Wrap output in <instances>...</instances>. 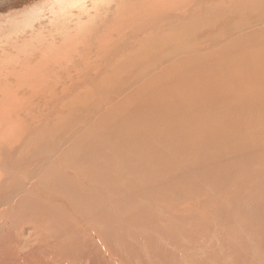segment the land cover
Here are the masks:
<instances>
[{
  "label": "bare ground",
  "instance_id": "obj_1",
  "mask_svg": "<svg viewBox=\"0 0 264 264\" xmlns=\"http://www.w3.org/2000/svg\"><path fill=\"white\" fill-rule=\"evenodd\" d=\"M263 111L264 0H29L0 12V264H87L100 242L149 264L176 251L170 225L182 233L167 206L199 190L216 199L211 187H241L246 211H220L212 231L196 219L201 236L249 241L263 260Z\"/></svg>",
  "mask_w": 264,
  "mask_h": 264
},
{
  "label": "rangeland",
  "instance_id": "obj_2",
  "mask_svg": "<svg viewBox=\"0 0 264 264\" xmlns=\"http://www.w3.org/2000/svg\"><path fill=\"white\" fill-rule=\"evenodd\" d=\"M262 115L264 116V111H263V113H262ZM252 119L256 122V123H259L260 122V119H259V115L257 114V113H253L252 114ZM262 127H264V124L261 126V128ZM262 140H264V131L262 132V133H260L259 134V137L255 140V142L253 143V144H255V145H258V146H260L261 147V141ZM255 169H259V167L257 166V167H253V170H255ZM258 178H259V174L258 175H255V176H253V177H251L250 179H251V184H253V185H257V184H259L260 182H259V180H258ZM258 182V183H257ZM261 184V185H260ZM259 184V189H257V187H254V188H256V190H260L259 191V194H260V196L264 193V189H263V187H264V182L263 183H260ZM262 186V187H261ZM212 189H214L215 191H216V194H215V196H216V199H209V198H207L206 200H201L200 199V197L202 196V195H204L205 196V198H206V196L208 195V191H203L202 190V192H200V190H199V192L197 193V194H195L194 195V200H190L188 203H184L183 205H181V206H179V208H176V207H174V205L172 204V205H170V206H167V208H166V211H165V216H166V219L167 220H178L179 221V223H181V222H185V223H181L180 224V233L181 234H177V235H179V236H177V235H175L174 233H176L177 231H176V227H177V223L176 222H174V224H172V225H170L169 226V228H168V232H170V234L169 233H167L168 234V236H167V238H169L168 240H169V242H170V239H171V242H175V244L177 245V246H175V248H176V251H178V254L176 253V251H174V253H173V251H172V246H169V247H166L165 249H163V248H159L158 249V251L156 252V257L158 258V257H160V258H158V262H159V264H164V260L165 261H167V262H165V264L166 263H168V264H213V262H214V264H264V259L262 260L261 258H257L255 255H252V253H251V251H250V249L248 248L249 247V241H247V242H244V244L243 245H247L246 246V248H244V247H240L239 248V245H228V246H226L227 244H225L224 242H215V241H212L211 240V242H210V240L208 239H206L207 240V242H208V244L210 245V247H209V249L207 248V246H209L206 242H202V241H206L205 240V238H203L202 236H201V234H203V232H204V227H205V231L207 230V229H209L210 231H212L213 229H214V226H215V223H220L221 222V219H222V217H227V218H230L231 217V213H232V209H234V205H235V207H237L239 210H241V212H245L246 211V209L245 208H243V207H241V205H242V203H243V194H242V190L243 189H241V187H231V188H228L227 190H224V191H222L221 190V188L220 189H217V188H215V187H211ZM253 187L251 188V189H254ZM263 189V192H262V189ZM198 189H199V187H198ZM240 191V192H239ZM254 196H256V195H254ZM222 197H224V199H226L225 201L226 202H228V203H230L231 202V204L230 205H228V206H225V205H223L222 204V202H220V200H222ZM212 200H213V203H212ZM234 202V203H233ZM220 209V210H219ZM169 210V211H168ZM213 210V211H212ZM214 210L216 211V213H214ZM212 211V212H211ZM221 211V212H220ZM221 213L222 214V217H219V216H221L220 214H218V213ZM171 213V214H170ZM179 216V217H178ZM178 218V219H177ZM119 219H120V217H119ZM159 219H160V212H159ZM197 219V221L201 224V226H204V227H202L201 228V226H200V224H198L197 225V221H195ZM142 221V220H141ZM141 221H139L138 223H143L144 224V221L143 222H141ZM189 221V222H188ZM189 224H188V223ZM190 222H192V223H195L194 224V226L190 223ZM189 225V226H188ZM187 226L189 227V228H187ZM190 226H193L192 228H195V226H196V230H198V231H196L195 229L193 230ZM186 228V229H183V228ZM198 227V228H197ZM193 230V231H191L190 232V230L191 229ZM183 229V230H182ZM188 229H189V231H188ZM216 229H218V228H216ZM154 231L156 232L157 231V229H153L152 230V233H151V235H150V237H152L153 235H154ZM173 231H176V232H173ZM194 231H196L197 233L198 232H200V233H198V235H194V236H192L193 234H195L194 233ZM173 232V233H172ZM186 232V233H185ZM192 232H193V234H192ZM202 232V233H201ZM190 233V234H189ZM196 233V234H197ZM172 234V235H171ZM192 234V235H191ZM182 236V237H181ZM189 236V238H191V237H193V239H189V238H187ZM195 236H198V238L200 239V238H202V239H200V240H198ZM195 237V238H194ZM154 240H156V238H155V236H153L152 237ZM167 238H166V241H168L167 240ZM241 238V237H240ZM259 238H260V241H261V243L263 244V240H264V230H262L261 232H260V234H259ZM197 240V242H195L196 240ZM158 240H159V238H158ZM174 240V241H173ZM190 242H189V241ZM192 240V241H191ZM195 240V241H194ZM202 240V241H201ZM90 241V240H89ZM194 241V242H193ZM170 242V245H173V243H171ZM178 244H177V243ZM213 242V243H212ZM161 243H162V241H161ZM195 244L196 243V246L194 247V245L193 244ZM197 243L199 244V246H197ZM203 243V244H202ZM246 243V244H245ZM182 244V245H181ZM189 245V246H186V245ZM216 244H217V247H216ZM100 248H99V250L100 251H103L105 254H103V255H100V254H96V253H93V252H91V253H89V258H87V260H86V263L87 264H131L132 262H130V261H128V260H126V256H123L122 258H121V260H120V258L119 257H115L114 256V254L113 253H107V247L106 246H104L101 242H100ZM193 247V249H192V247ZM233 246V247H232ZM263 247H264V244L262 245ZM180 247H182V248H180ZM215 247L218 249V250H216L215 249ZM229 247V248H228ZM235 247V248H234ZM171 248V249H170ZM178 248V249H177ZM185 248V249H184ZM191 248V249H190ZM195 248V249H194ZM198 248H200L199 250H198ZM205 250H204V249ZM211 248H213L214 250H212ZM233 248V249H232ZM236 248H238L239 250H241V252L240 251H238V249L236 250ZM167 249L168 250H171V253L169 252H167ZM179 249L180 250H182L181 252H179ZM188 249V250H187ZM211 249V250H210ZM223 249H225V250H223ZM227 249V250H226ZM88 250L90 251V245L88 246ZM159 250H161V256H159V254L160 253H158V252H160ZM189 250H190V252L193 250V252H195L194 253V255H193V253H189ZM195 250V251H194ZM243 250V251H242ZM262 251H264V248L263 249H261ZM163 251H165V252H163ZM184 251V252H183ZM206 252V251H208V253L206 254L205 252L203 253V254H206V256L204 255H201L202 254V252ZM216 251H218V252H216ZM225 251V252H224ZM228 251V252H227ZM231 251V252H230ZM188 252V253H187ZM197 252L198 253H200L201 252V254H197ZM210 252V253H209ZM212 252V253H211ZM215 252H216V254H215ZM222 252H224V253H222ZM154 253V252H153ZM163 253H165V254H163ZM218 253V254H217ZM220 253V254H219ZM230 253V254H229ZM251 253V254H250ZM155 254V253H154ZM171 254V255H170ZM186 255L187 254V256L186 257H183L184 255ZM210 254H213V255H211L210 256ZM222 254H224V255H222ZM175 256L174 258L176 259V260H174L173 259V257L171 258V256ZM176 255H178V256H176ZM181 255V256H180ZM193 255V257H191V256ZM210 257H209V256ZM228 257H227V256ZM230 255H231V257H230ZM114 257L115 258V260L113 261V262H108V260L109 261H112V259H110L109 257ZM162 256H165V258L164 257H162ZM105 257H107V259L105 258ZM153 257H154V260H156V261H152L151 263H149V264H157L156 262H157V258L155 257V255H153ZM170 257V258H169ZM197 257H199L198 259H197ZM207 257H209V259L207 260ZM241 257V258H240ZM96 258V259H95ZM164 258V260H161V259H163ZM187 258H189V259H187ZM204 258V259H203ZM206 258V259H205ZM227 258H229V260L227 259ZM231 258H233L234 259V261H236V263H234V261H233V259H231ZM153 259V258H152ZM179 259V260H178ZM212 259V260H211ZM226 259L228 260V261H226ZM105 260V261H104ZM169 260V261H168ZM182 260V261H181ZM187 260H189V262L187 261ZM139 261H140V263H143V260H141V259H139ZM172 261V262H171ZM175 261V262H174ZM197 261V262H196ZM203 261V262H202ZM240 261V262H239ZM243 261V262H242ZM263 261V262H262ZM107 262V263H106ZM188 262V263H187ZM190 262H192V263H190ZM233 262V263H232ZM133 264V263H132Z\"/></svg>",
  "mask_w": 264,
  "mask_h": 264
},
{
  "label": "water",
  "instance_id": "obj_3",
  "mask_svg": "<svg viewBox=\"0 0 264 264\" xmlns=\"http://www.w3.org/2000/svg\"><path fill=\"white\" fill-rule=\"evenodd\" d=\"M27 1L29 0H0V12H4L17 4Z\"/></svg>",
  "mask_w": 264,
  "mask_h": 264
}]
</instances>
